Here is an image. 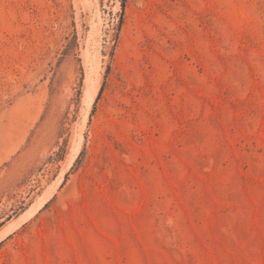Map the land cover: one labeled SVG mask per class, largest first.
<instances>
[{"label": "rangeland", "instance_id": "obj_1", "mask_svg": "<svg viewBox=\"0 0 264 264\" xmlns=\"http://www.w3.org/2000/svg\"><path fill=\"white\" fill-rule=\"evenodd\" d=\"M0 264H264V0H0Z\"/></svg>", "mask_w": 264, "mask_h": 264}, {"label": "bare ground", "instance_id": "obj_2", "mask_svg": "<svg viewBox=\"0 0 264 264\" xmlns=\"http://www.w3.org/2000/svg\"><path fill=\"white\" fill-rule=\"evenodd\" d=\"M90 56V55H89Z\"/></svg>", "mask_w": 264, "mask_h": 264}]
</instances>
